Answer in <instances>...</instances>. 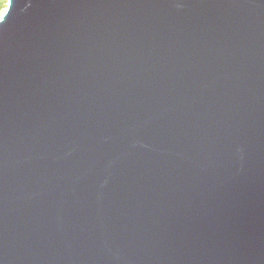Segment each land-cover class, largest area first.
<instances>
[{"label": "water", "instance_id": "water-1", "mask_svg": "<svg viewBox=\"0 0 264 264\" xmlns=\"http://www.w3.org/2000/svg\"><path fill=\"white\" fill-rule=\"evenodd\" d=\"M80 2L0 19V264H264V2Z\"/></svg>", "mask_w": 264, "mask_h": 264}, {"label": "snow or ice", "instance_id": "snow-or-ice-1", "mask_svg": "<svg viewBox=\"0 0 264 264\" xmlns=\"http://www.w3.org/2000/svg\"><path fill=\"white\" fill-rule=\"evenodd\" d=\"M38 0H17V3L20 5L28 4L31 6L34 3H37ZM41 2V0H39ZM264 2V0H262ZM47 3L50 4H71V3H81L80 0H47ZM176 6H184L182 4L176 5ZM9 17V14L7 16H4L3 20L0 21V44L3 42V35H4V29L8 26V24L12 21L11 19H6Z\"/></svg>", "mask_w": 264, "mask_h": 264}, {"label": "rangeland", "instance_id": "rangeland-1", "mask_svg": "<svg viewBox=\"0 0 264 264\" xmlns=\"http://www.w3.org/2000/svg\"><path fill=\"white\" fill-rule=\"evenodd\" d=\"M4 2H5V0H0V19L7 12L8 4H9L8 0H6V4L4 6H2Z\"/></svg>", "mask_w": 264, "mask_h": 264}, {"label": "clouds", "instance_id": "clouds-1", "mask_svg": "<svg viewBox=\"0 0 264 264\" xmlns=\"http://www.w3.org/2000/svg\"><path fill=\"white\" fill-rule=\"evenodd\" d=\"M6 4V0H5V2L3 3V5L2 6H4Z\"/></svg>", "mask_w": 264, "mask_h": 264}]
</instances>
